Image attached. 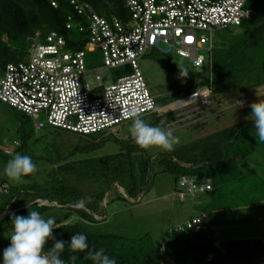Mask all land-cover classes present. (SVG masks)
I'll use <instances>...</instances> for the list:
<instances>
[{
	"label": "rangeland",
	"instance_id": "rangeland-1",
	"mask_svg": "<svg viewBox=\"0 0 264 264\" xmlns=\"http://www.w3.org/2000/svg\"><path fill=\"white\" fill-rule=\"evenodd\" d=\"M246 9L251 11L250 22L255 25L257 12H264V0H249ZM244 37L238 27L216 31L211 53L198 52L206 60L201 68L174 53L149 52L137 61L160 110L142 119L153 126L164 121L163 126L180 138L172 151L137 146L129 133L132 120L92 136L50 126L35 131L30 118L0 102L2 262L13 229L12 218H5L24 208L29 209L19 215L36 210L46 219L77 223L90 234L131 240L149 234L156 243L170 229L206 214L217 244L238 239L264 241V141L259 140L250 118L251 105L264 99V38L252 47L244 44ZM85 63L86 80L93 87L92 70L102 67L101 52H86ZM179 68H186L188 74L182 76ZM125 74L123 69L100 71L104 86ZM206 79L213 90L209 110L195 114V105H191L182 115L176 102L188 97L191 90L204 88ZM169 112L173 119H169ZM43 119L40 116L39 121ZM235 133L240 134L238 141L249 140L248 136L250 142L233 158L236 144H230L236 139ZM16 153L29 155L37 166L23 183L10 181L3 172ZM222 158L226 162L223 167L213 163ZM199 165L215 192L180 201L176 185L181 168ZM3 184L9 186L8 194L1 193ZM99 194L103 198L97 199L98 207L93 211L73 206L81 198ZM243 215L245 219L240 221ZM163 263L171 264L168 259Z\"/></svg>",
	"mask_w": 264,
	"mask_h": 264
},
{
	"label": "built area",
	"instance_id": "built-area-1",
	"mask_svg": "<svg viewBox=\"0 0 264 264\" xmlns=\"http://www.w3.org/2000/svg\"><path fill=\"white\" fill-rule=\"evenodd\" d=\"M124 1L130 12L127 23L103 18L88 4L71 1L76 13L85 17L86 27L68 17L66 29L86 33L82 50L68 49L64 37L51 32L24 61L6 63L0 53V102L30 118L35 131L50 126L89 136L113 130L132 120L127 116L132 108L139 111L141 118L160 111L138 68V60L149 52L167 56L174 53L201 68L206 60L198 52L211 53L214 33L239 28L251 17V11L246 9L249 0ZM48 2L58 8L57 0ZM93 50L101 52L103 64L92 70L96 85L91 87L86 80L85 57ZM102 69H123L126 74L104 86ZM211 93L210 85L195 90L176 102L177 109L182 115L191 105H195V114L209 110ZM212 190L208 177L183 176L176 185L180 201ZM1 193L8 194L9 186L2 185ZM207 222V215L201 214L176 230L206 231Z\"/></svg>",
	"mask_w": 264,
	"mask_h": 264
},
{
	"label": "trees",
	"instance_id": "trees-1",
	"mask_svg": "<svg viewBox=\"0 0 264 264\" xmlns=\"http://www.w3.org/2000/svg\"><path fill=\"white\" fill-rule=\"evenodd\" d=\"M57 1L58 8L54 9L48 0H0V53L4 62L17 63L24 61L29 56L33 47L44 43L46 37L51 32H56L64 37L67 41L68 49L73 51L84 49L87 42L86 33L79 29H66L68 17H71L80 27H86L85 17L79 16L76 13L71 5V1L88 4L96 14L106 19L116 18L123 23H127L130 20V12L126 8L124 0ZM257 13L260 14L255 25L251 24L250 17L249 19H245L239 27L245 36V40L243 39L244 44L247 42L246 45H251L252 47H256L258 42L264 38V12L259 10ZM250 26L256 27L250 28ZM210 83V80H205L206 86H209ZM193 91L191 90L189 94ZM211 91V96H213L212 87ZM168 114L171 115L169 119L174 118L170 112ZM235 134L236 139L230 145L236 144V148L232 154L239 156V152H241L240 147L250 142V137L247 136L249 140L242 139L238 141L240 134ZM20 145L22 144H18L17 147H21ZM213 163L221 168L226 162L222 158ZM181 170L180 177H193L190 175L208 177L202 174V165L194 166L192 169L181 168ZM102 198L101 194L94 195V197L91 196L84 207L87 210L93 211L98 207L97 199L102 200ZM211 202L212 200L209 204ZM87 205H92L93 208H87ZM28 209L24 208L9 213L5 220L13 218L14 215L23 214ZM3 214L4 210L0 212V216ZM63 220L67 221L68 216H65ZM63 222L55 220L54 226L56 228L52 230V238L47 241L45 251L50 250L56 241H64L65 250L61 254V259L66 264H68L69 257L72 255H76L78 258L75 264H93V261L85 258L87 252L100 248H103L105 253L110 257H114L117 264H164V259H168L171 264H221L224 259V254L217 247V242L210 226L208 230L200 232L194 230L177 231L172 228L165 233L159 243H156L149 234L132 240L111 234L94 235L84 231L77 223L65 224ZM78 233H83L88 238L89 248L85 253H72L68 249L71 237ZM0 264H3L1 259Z\"/></svg>",
	"mask_w": 264,
	"mask_h": 264
},
{
	"label": "clouds",
	"instance_id": "clouds-1",
	"mask_svg": "<svg viewBox=\"0 0 264 264\" xmlns=\"http://www.w3.org/2000/svg\"><path fill=\"white\" fill-rule=\"evenodd\" d=\"M180 69V68H179ZM181 75L186 76L187 69H180ZM132 119L129 133L135 144L143 149L152 147L164 151L174 150L180 142L173 131L163 126L164 121L158 125H150L142 118L138 110L132 108L127 113ZM250 118L255 126L256 135L264 141V99L251 105ZM37 171V166L29 155L16 153L9 159L3 169L4 175L15 183H23L24 177ZM89 198H81L73 206L83 208ZM13 229L10 235V245L3 251V264H66L61 259L65 250L64 241H56L54 246L45 251V245L52 238V230L56 228L55 218H44L39 211H29L27 216L14 215L12 218ZM88 238L83 233L73 235L68 244L72 253H85L88 250ZM86 259L93 264H117L114 257L107 255L103 248L88 251ZM77 256L69 257L68 264H75Z\"/></svg>",
	"mask_w": 264,
	"mask_h": 264
},
{
	"label": "water",
	"instance_id": "water-1",
	"mask_svg": "<svg viewBox=\"0 0 264 264\" xmlns=\"http://www.w3.org/2000/svg\"><path fill=\"white\" fill-rule=\"evenodd\" d=\"M217 247L224 254L221 264H264V241L260 238L220 241Z\"/></svg>",
	"mask_w": 264,
	"mask_h": 264
},
{
	"label": "crops",
	"instance_id": "crops-1",
	"mask_svg": "<svg viewBox=\"0 0 264 264\" xmlns=\"http://www.w3.org/2000/svg\"><path fill=\"white\" fill-rule=\"evenodd\" d=\"M232 157L233 158H235V157H238V156H236V155H232ZM214 188V191L211 193V194H213L214 192H215V187H213ZM210 194V193H209ZM200 199H202L203 200V198H200ZM194 217H196V216H194ZM194 217H192L191 219H193ZM244 217V218H243ZM245 219V215H243V216H240V221H242V220H244ZM211 226V225H210Z\"/></svg>",
	"mask_w": 264,
	"mask_h": 264
}]
</instances>
